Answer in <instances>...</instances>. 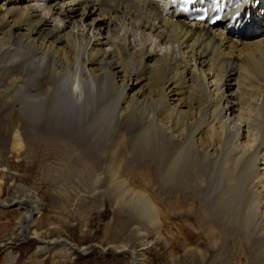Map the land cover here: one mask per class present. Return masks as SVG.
<instances>
[{
    "label": "bare ground",
    "instance_id": "obj_1",
    "mask_svg": "<svg viewBox=\"0 0 264 264\" xmlns=\"http://www.w3.org/2000/svg\"><path fill=\"white\" fill-rule=\"evenodd\" d=\"M177 1L0 0V210L16 209L38 256L88 249L38 229L36 194L8 180V156L42 154L80 198L110 199L131 239L152 228L192 264H264V5L221 0L210 26Z\"/></svg>",
    "mask_w": 264,
    "mask_h": 264
},
{
    "label": "rangeland",
    "instance_id": "obj_2",
    "mask_svg": "<svg viewBox=\"0 0 264 264\" xmlns=\"http://www.w3.org/2000/svg\"><path fill=\"white\" fill-rule=\"evenodd\" d=\"M247 35L251 37L249 39L254 40L257 37L252 35L259 34ZM150 49L149 46L148 50ZM134 91L135 89L131 92L134 93ZM41 155L39 154L36 158L33 153L20 157L8 156L7 165L12 173L17 175V177L10 175L8 180L14 177L19 185L36 194L40 209L38 221L42 227L38 229L40 231L49 230L50 240H66L78 250L86 248L88 250L81 251L83 253L75 251L68 253L65 246L54 245L55 250L46 254L47 256H38V244L32 238H25L24 234L18 231L17 219H15L17 211L12 208L6 211L0 210V264H9L11 261L13 263L10 264H133V254L140 255V258L144 255L143 264H192L189 258L183 256L184 253L179 249L180 244H177V240L172 239L178 245L175 250L179 256L171 252L170 248L165 247L161 238L162 234L160 237L153 233L152 228L144 230V233H147L144 240L138 237V239L129 238L125 226L123 225L121 228L115 221L116 212L111 209L110 199H103L100 203L102 207L99 205L94 207L88 198H80V196L87 195H85L87 191H83L85 188L77 187L70 180L67 181L60 177L59 174L57 177H50L48 172L45 173L43 168L47 170L48 167H44L39 162L41 158L38 157ZM78 189L84 194L81 191L78 193ZM181 226L185 229L186 234L191 231L187 225L181 224ZM168 229L170 230L171 226ZM134 234L136 235V232ZM134 234L133 236H135ZM144 243L145 246H143ZM229 244L228 256L238 260L239 248L232 240L229 241ZM122 245H128L126 254L118 255L109 253V251L105 252V249L110 246ZM143 248L145 250H142ZM220 252L219 249L214 253H208V259L211 261ZM9 255L12 258H9ZM232 262L231 260L223 264H233Z\"/></svg>",
    "mask_w": 264,
    "mask_h": 264
}]
</instances>
